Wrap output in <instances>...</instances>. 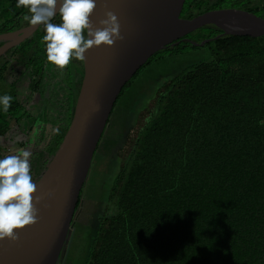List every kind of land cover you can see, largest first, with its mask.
Wrapping results in <instances>:
<instances>
[{
    "label": "trees",
    "instance_id": "16d2710c",
    "mask_svg": "<svg viewBox=\"0 0 264 264\" xmlns=\"http://www.w3.org/2000/svg\"><path fill=\"white\" fill-rule=\"evenodd\" d=\"M210 1L183 0L178 21L196 10L217 8L264 18V0ZM26 15L17 0H0V33L29 25ZM51 22L61 23L59 14ZM204 28L200 40L209 39L204 42L209 57L162 80L153 104L137 116L139 128H130L116 150L120 164L105 197L111 213L99 218L84 264H264V35L216 37L221 29ZM45 34L42 25L33 34L36 55L20 60L24 69L16 80H24L21 87L3 76L13 71L6 56L0 58V96L13 97L7 112L0 105V136L12 123L24 133L40 124L27 111L36 94L44 98L42 110L54 117L53 128L57 125L45 147L29 150L33 182L68 132L83 81L82 73L79 84L66 90L53 65L48 83L62 86L63 94L48 110L57 92L48 97L44 92ZM161 51L122 87L113 109L130 81ZM143 111L149 116L140 122ZM5 149L0 146V158L12 155ZM79 204L80 195L76 208Z\"/></svg>",
    "mask_w": 264,
    "mask_h": 264
},
{
    "label": "water",
    "instance_id": "95a60500",
    "mask_svg": "<svg viewBox=\"0 0 264 264\" xmlns=\"http://www.w3.org/2000/svg\"><path fill=\"white\" fill-rule=\"evenodd\" d=\"M183 0H96L90 19L94 27L112 11L120 23L122 40L113 46L86 50L83 81L76 99L68 132L50 164L35 182L41 197L36 204L38 222L19 232L16 242L0 241V264H57L86 181L93 156L122 87L156 52L181 41L192 30L213 24L217 35H264V18L232 9H214L179 22ZM29 24L0 33V41L15 43L39 27ZM212 39V38H210ZM207 39L206 41H208ZM204 41V42H206ZM202 42V43H204ZM11 44L0 47V56Z\"/></svg>",
    "mask_w": 264,
    "mask_h": 264
},
{
    "label": "rangeland",
    "instance_id": "374dc122",
    "mask_svg": "<svg viewBox=\"0 0 264 264\" xmlns=\"http://www.w3.org/2000/svg\"><path fill=\"white\" fill-rule=\"evenodd\" d=\"M202 33H205L204 26L187 33L181 42L162 49L163 51L155 57L156 59L145 65L130 81L118 99L95 150L91 168L80 193V204L75 211L57 264L85 263L99 218L111 213L108 210L110 207L106 204L105 197L114 182L120 164L115 153L116 150L123 142L129 127L136 122L139 112L153 104L151 100L156 94L159 83L179 73L187 66L209 57V46L202 43L207 39L200 40ZM73 69L74 64L71 62L63 70H56L61 84H64L63 87L65 86L66 90L72 83V73L70 72ZM5 78L8 80V77ZM63 87L53 85L52 89L57 94L54 99L51 97V105L46 106L48 110H53L55 98L58 97V94H63L61 91ZM35 98L36 100H33L29 105L31 109H27L31 117L38 121L44 117L47 121L54 122V117L50 116L49 112L44 116L39 115V102L44 98L41 94H36ZM142 113L144 114L140 115V122H145L149 114L146 111ZM134 127L138 129L139 125L135 123ZM134 132L131 135H135ZM24 141L25 137L19 131L18 126L12 123L11 133L9 132L8 137L0 140V146L10 148Z\"/></svg>",
    "mask_w": 264,
    "mask_h": 264
},
{
    "label": "clouds",
    "instance_id": "9594fccd",
    "mask_svg": "<svg viewBox=\"0 0 264 264\" xmlns=\"http://www.w3.org/2000/svg\"><path fill=\"white\" fill-rule=\"evenodd\" d=\"M17 7L28 10L24 17L32 25H43L46 59L63 70L72 59L85 60L86 50L93 46H113L122 40L120 23L112 11H106L101 27H94L90 19L97 7L96 0H17ZM59 14L61 23L52 19ZM13 97L0 96V105L7 112ZM31 153L19 150L0 158V241L16 242L19 232L38 222L36 204L41 197L34 195L37 184L30 175Z\"/></svg>",
    "mask_w": 264,
    "mask_h": 264
},
{
    "label": "flooded vegetation",
    "instance_id": "af4514ba",
    "mask_svg": "<svg viewBox=\"0 0 264 264\" xmlns=\"http://www.w3.org/2000/svg\"><path fill=\"white\" fill-rule=\"evenodd\" d=\"M214 1L215 0H211L210 4H212ZM204 8L205 7L203 6V9ZM217 9H228V8H217ZM208 10H214V9H208ZM208 10H201L202 12H199V13H203V12L208 11ZM195 13L199 14L197 12V10ZM205 25H207V24H205ZM205 25H202V26H205ZM208 25H210V24H208ZM17 29H19V28H16V29H13L10 31H14ZM10 31H6V32H10ZM1 33H4V32H1ZM33 34L28 36L24 40L19 41L18 43H15L14 39H9L6 41H0V47L3 46L4 44H11L12 45L10 48H7V50L3 53V55L0 56V58L6 56L4 61L7 62L6 63L7 66L12 68L13 72L9 71V69L5 70L3 76L8 77L9 81H14L16 88L21 87L23 85V82H24V80H22V78H19L18 80H16L17 77H19L18 75L24 69V65L20 62L21 58L29 59V58H32L34 55H36L34 53L36 52V49L38 47V43L36 40H32ZM183 37L180 38L181 41H182ZM27 42H28V44H27ZM169 46H171V45H169ZM13 52H14V54H13ZM10 53H12L13 55L10 56L9 55ZM36 61L37 60H35V62ZM72 63L74 64V69L72 71V86L73 87H71V88H75L79 84V79L81 77V74L83 73V63H82V61L76 60L75 58L72 59ZM30 68L35 69V66L34 67L32 66ZM53 70H54V67L49 62L47 64L46 69L44 70L45 75L43 77V80L45 83L44 92H45V94H47V97L50 96L49 93L51 94V92L53 91V89H52L53 86L50 83H48V81L50 79L49 74L50 75L53 74L52 73ZM29 77L31 79L34 78L35 73H33L32 75H29ZM54 80H57V78L54 77ZM33 100H35V96H33V98L31 99L30 104L32 103ZM29 105L27 108L28 110L31 109V107ZM42 106H43V100L40 101L39 109H38L40 116H44V114L47 113V110H42L43 109ZM38 122H40V124L34 123L27 133H24L21 130H19L21 132V134H23V136L25 137V141L23 143H20L19 145L12 146L10 148L5 146V148H7V149H5L6 150L5 152L13 154L15 151H17L18 149H21V148H23V150L29 151L30 149H32V147H35V146L39 147V148L45 147L46 143H48L49 139H51L52 135L54 134V128L53 129L49 128L50 124L47 123V120L44 117H43V119L39 120ZM133 126L129 127L127 132H130L132 130V129L130 130V128H132ZM54 127H57V125H54ZM11 130H12V128L6 133V135L0 136V140L8 137L9 132L11 133ZM22 144L24 146H22ZM116 156L118 157V155H116ZM76 209H75V211H76ZM74 216H75V212H74L73 218H74ZM73 218H72V220H73ZM71 223H72V221H71Z\"/></svg>",
    "mask_w": 264,
    "mask_h": 264
},
{
    "label": "crops",
    "instance_id": "0c3cea01",
    "mask_svg": "<svg viewBox=\"0 0 264 264\" xmlns=\"http://www.w3.org/2000/svg\"><path fill=\"white\" fill-rule=\"evenodd\" d=\"M35 100H36V98H35ZM35 100H34V101H35ZM39 104H40V102H39ZM30 105H31V104H30ZM30 107H31V106H30ZM49 114H50V113H49ZM51 114H53V113H51ZM47 122L50 124L49 128H50V129H53V124H54L53 121L50 122V120H49V121H47ZM55 128H56V127H54V129H55Z\"/></svg>",
    "mask_w": 264,
    "mask_h": 264
},
{
    "label": "bare ground",
    "instance_id": "6f19581e",
    "mask_svg": "<svg viewBox=\"0 0 264 264\" xmlns=\"http://www.w3.org/2000/svg\"><path fill=\"white\" fill-rule=\"evenodd\" d=\"M110 2H111V0H105L104 3L108 4V3H110Z\"/></svg>",
    "mask_w": 264,
    "mask_h": 264
}]
</instances>
